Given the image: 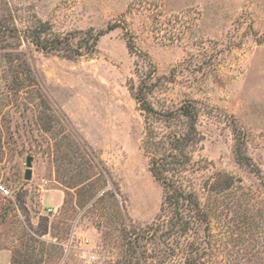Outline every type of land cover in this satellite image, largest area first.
I'll return each instance as SVG.
<instances>
[{"label": "rangeland", "instance_id": "rangeland-1", "mask_svg": "<svg viewBox=\"0 0 264 264\" xmlns=\"http://www.w3.org/2000/svg\"><path fill=\"white\" fill-rule=\"evenodd\" d=\"M0 12L60 35L118 25L72 60L0 42V181L12 192L0 195V264H115L122 226L153 221L161 188L129 92L151 66L155 106L195 100L194 158L235 180L210 215L212 264H264V0H0ZM17 51L34 79L15 93L5 54L15 65ZM241 137L253 169L236 160Z\"/></svg>", "mask_w": 264, "mask_h": 264}, {"label": "trees", "instance_id": "trees-1", "mask_svg": "<svg viewBox=\"0 0 264 264\" xmlns=\"http://www.w3.org/2000/svg\"><path fill=\"white\" fill-rule=\"evenodd\" d=\"M7 15L0 12V42L7 38L19 39L35 51L68 60L93 54L99 39L118 26L111 24L98 31L89 29L60 35L48 22L38 18L21 22L20 26L16 19ZM127 47L133 48L129 39ZM14 53L15 65L11 55L6 53L7 59L3 57L15 68L11 67L9 84L16 93L31 87L32 84L26 82L34 78L24 51ZM150 68L145 74L139 73L136 82L129 81V92L143 116L140 150L151 177L161 188V203L149 224L122 226V253L115 264H168L175 261L212 264L210 215L219 210L217 198L235 188V180L215 171L211 162L194 158L196 148L203 140L197 129L200 106L195 100H186L157 108L153 102L157 88L156 70L154 66ZM244 146V138H238L234 150L236 160L253 169Z\"/></svg>", "mask_w": 264, "mask_h": 264}, {"label": "crops", "instance_id": "crops-1", "mask_svg": "<svg viewBox=\"0 0 264 264\" xmlns=\"http://www.w3.org/2000/svg\"><path fill=\"white\" fill-rule=\"evenodd\" d=\"M45 194L53 199V205H56L57 202H60L61 192L59 190H45ZM52 210V207H47Z\"/></svg>", "mask_w": 264, "mask_h": 264}, {"label": "built area", "instance_id": "built-area-1", "mask_svg": "<svg viewBox=\"0 0 264 264\" xmlns=\"http://www.w3.org/2000/svg\"><path fill=\"white\" fill-rule=\"evenodd\" d=\"M0 195L2 197H5V198H11L12 197V192L11 190L4 184L0 181ZM53 210L47 208L46 209V212L47 213H50L52 212Z\"/></svg>", "mask_w": 264, "mask_h": 264}, {"label": "water", "instance_id": "water-1", "mask_svg": "<svg viewBox=\"0 0 264 264\" xmlns=\"http://www.w3.org/2000/svg\"><path fill=\"white\" fill-rule=\"evenodd\" d=\"M26 165H27V168H26V170L24 172V179L25 180H29L31 178V170L29 168V161L28 160L26 162Z\"/></svg>", "mask_w": 264, "mask_h": 264}]
</instances>
